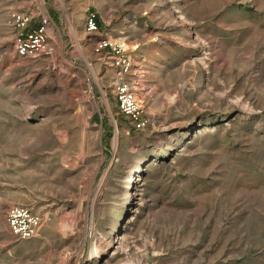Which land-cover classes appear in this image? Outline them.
Instances as JSON below:
<instances>
[{"label": "rangeland", "instance_id": "374dc122", "mask_svg": "<svg viewBox=\"0 0 264 264\" xmlns=\"http://www.w3.org/2000/svg\"><path fill=\"white\" fill-rule=\"evenodd\" d=\"M98 39L154 128L118 114ZM0 264H264V0H0Z\"/></svg>", "mask_w": 264, "mask_h": 264}, {"label": "built area", "instance_id": "2783aa9c", "mask_svg": "<svg viewBox=\"0 0 264 264\" xmlns=\"http://www.w3.org/2000/svg\"><path fill=\"white\" fill-rule=\"evenodd\" d=\"M25 26V35L17 41L15 54L18 58L33 57L45 47L46 28L49 24L43 18L36 28L30 27L28 19ZM33 28V29H32ZM84 31L87 35L95 36L98 24L93 15H89L84 22ZM96 45L105 50L103 58L113 73V94L118 114L129 124L133 132H143L156 125L153 117H145L135 99L126 77L130 73V62L123 47L113 44L106 39H98ZM6 222L10 233L19 240L34 238L41 225V218L35 216L26 207L14 205L6 212Z\"/></svg>", "mask_w": 264, "mask_h": 264}, {"label": "bare ground", "instance_id": "6f19581e", "mask_svg": "<svg viewBox=\"0 0 264 264\" xmlns=\"http://www.w3.org/2000/svg\"><path fill=\"white\" fill-rule=\"evenodd\" d=\"M123 46H124L125 48H127V46H126L125 44H124ZM139 102H140V100H139ZM94 255H95V258L98 259V258H97L98 256H97V253H96V252L94 253Z\"/></svg>", "mask_w": 264, "mask_h": 264}]
</instances>
